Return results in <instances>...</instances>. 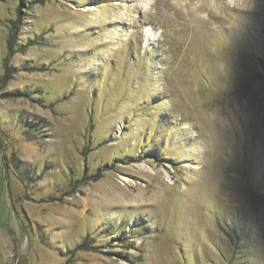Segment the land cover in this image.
I'll return each instance as SVG.
<instances>
[{"label": "rangeland", "instance_id": "rangeland-1", "mask_svg": "<svg viewBox=\"0 0 264 264\" xmlns=\"http://www.w3.org/2000/svg\"><path fill=\"white\" fill-rule=\"evenodd\" d=\"M18 12L0 264H264V0H0V79Z\"/></svg>", "mask_w": 264, "mask_h": 264}, {"label": "trees", "instance_id": "trees-1", "mask_svg": "<svg viewBox=\"0 0 264 264\" xmlns=\"http://www.w3.org/2000/svg\"><path fill=\"white\" fill-rule=\"evenodd\" d=\"M44 0H40V2H42ZM18 11L20 10V7L17 9ZM19 12H18V16L16 19H13L11 21V27H10V32L8 33V37L6 39V55L3 57V67H4V71H3V75L1 76V79H0V83L2 84L3 81H5L6 79L9 78V74L12 72V71H15L14 67H10L9 65V62H10V59L11 57L13 56V54H15L18 50H16V31H18L19 27L17 26V24H19L20 22V16H19ZM20 50H23V49H20ZM90 245L88 243V240L87 242H83L81 244H78L76 246V250H79V249H85V248H88L87 246ZM86 250V249H85Z\"/></svg>", "mask_w": 264, "mask_h": 264}, {"label": "bare ground", "instance_id": "bare-ground-1", "mask_svg": "<svg viewBox=\"0 0 264 264\" xmlns=\"http://www.w3.org/2000/svg\"><path fill=\"white\" fill-rule=\"evenodd\" d=\"M147 40H150V37H148V39ZM147 43H148V41H147Z\"/></svg>", "mask_w": 264, "mask_h": 264}]
</instances>
